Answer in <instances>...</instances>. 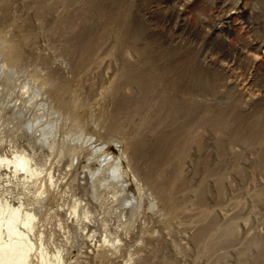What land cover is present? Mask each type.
Instances as JSON below:
<instances>
[{"label":"rangeland","instance_id":"rangeland-1","mask_svg":"<svg viewBox=\"0 0 264 264\" xmlns=\"http://www.w3.org/2000/svg\"><path fill=\"white\" fill-rule=\"evenodd\" d=\"M238 1L0 0L15 85L51 75L44 100L92 138L78 163L54 166L63 196L49 208L75 235L69 263L264 264V0L230 12ZM94 148L120 160L127 219L112 193L93 197L90 170H107ZM75 200L93 217L80 246ZM105 232L122 250L102 260Z\"/></svg>","mask_w":264,"mask_h":264},{"label":"bare ground","instance_id":"bare-ground-1","mask_svg":"<svg viewBox=\"0 0 264 264\" xmlns=\"http://www.w3.org/2000/svg\"><path fill=\"white\" fill-rule=\"evenodd\" d=\"M239 1L230 12L242 13L244 7ZM2 43L4 50H0V264H71L68 260V245L75 247V235L73 231H68L69 227L63 223L61 215L54 216L49 208L52 201L63 196L59 193L63 185L56 180L54 166L67 157L78 163L86 154L85 149L91 145L92 138L73 117L68 115L63 118L58 109H51L47 100H44L55 83L51 75L41 76L36 72L19 86L15 85L14 77L18 76L19 69L12 59L14 46L7 41ZM260 50H263V46ZM41 78L43 80L39 83ZM18 88L21 90L20 94L15 91ZM12 102L15 104L10 107ZM23 138L27 139V147L20 145ZM44 149L48 150L50 156L44 155ZM83 149L84 153L80 154ZM102 150L103 148H94L91 153H87L90 162L97 158L100 166L107 168L102 172L90 170L93 197L105 205V194L112 193L117 204L123 202L128 205V209L120 214L127 219L134 211L130 201L122 193L125 192V176L120 160L99 159ZM123 154L129 161L127 154ZM106 172L109 177L104 175ZM137 182L139 183L138 180ZM140 192L144 194L141 188ZM134 201L137 202V199ZM68 210L76 220L74 227L77 245L80 246L79 230H82L84 221L93 218L92 212L82 200L73 201ZM54 219L60 222L59 228L65 237V241L58 242L60 244L56 243L52 229ZM107 232L98 251L102 260L107 259L112 252L122 250L121 239L117 236L113 238Z\"/></svg>","mask_w":264,"mask_h":264}]
</instances>
